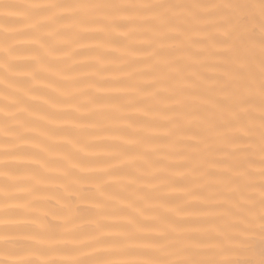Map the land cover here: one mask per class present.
Here are the masks:
<instances>
[{"label": "snow or ice", "instance_id": "6c2138e0", "mask_svg": "<svg viewBox=\"0 0 264 264\" xmlns=\"http://www.w3.org/2000/svg\"><path fill=\"white\" fill-rule=\"evenodd\" d=\"M65 33L112 46L73 55L96 51L102 59L119 49L133 56L143 49L144 67L126 74L130 82L112 81L124 85L125 103L89 100L112 104L117 113L144 106L138 118L120 114L125 123L102 129L114 134L111 142L100 141L106 146L99 152L92 150L96 141L78 147V125L55 126L78 121L83 105L58 111L66 101L48 94L49 85L33 83L44 41ZM25 39L32 55L19 82L24 96L0 109L19 130L16 140L5 135L0 142V264H264V0H0V80L18 72L15 58ZM135 75L148 79L133 81ZM16 104L24 107L8 110ZM140 121L162 129L168 155L186 170L166 182H197L186 195L197 196L206 210L197 222L207 227H190L179 215L192 201L169 207L167 195L140 189L132 200L116 191L124 177L125 188L145 180L152 164L148 145L157 137L141 135ZM218 141L222 147H215ZM20 153L30 155L29 163L11 164ZM101 156L124 159L101 163ZM21 179L25 186L18 188ZM45 190L59 195L41 210ZM83 201L95 203L83 208Z\"/></svg>", "mask_w": 264, "mask_h": 264}, {"label": "bare ground", "instance_id": "6f19581e", "mask_svg": "<svg viewBox=\"0 0 264 264\" xmlns=\"http://www.w3.org/2000/svg\"><path fill=\"white\" fill-rule=\"evenodd\" d=\"M30 3H46L49 0H25ZM183 2H191V0H183ZM94 26H89L92 28ZM135 40H141L143 37L137 36L133 38ZM2 43V42H0ZM99 51L109 50L111 51V43L108 41L98 42L96 40L86 39L81 40L75 38L71 33H65L59 36H53L51 39L44 41V47L40 49V54L44 58L41 64L34 67L38 70V78L33 83L38 87L49 85L44 90L56 97L59 96L65 103H60L57 106L58 111L69 112L72 109L69 105L81 104L80 112L83 114L78 121L74 123H61L58 122L56 127L73 128L75 125L79 127L76 129L75 140L80 141L78 147H83L89 141H96L97 147L92 149L93 151H102L105 148V144L100 141H108L114 131H103L102 129L108 128L114 130L118 125L125 123V121L118 120L116 117L120 114L131 115L133 118H138L141 115L143 105H133L121 110L117 113L113 111L112 104L97 105L89 103L92 96H109L117 97L120 103H125L128 99L125 91H122L124 85L112 83L116 79H122L125 84L130 81L127 80L126 74L137 72L144 67L142 61L145 59L143 49L137 48L136 53L133 56L129 50L119 49L112 55H106L102 59L98 56L96 51L93 52H81L79 55H73L74 49H87L97 48ZM32 55V45L27 40L22 43L18 48V53L15 58V62L18 67V72L11 76L9 81L0 80V109H3L6 103H11L17 97L24 96V90L19 88V82L24 78L22 76L23 70L29 66V58ZM135 61V62H134ZM74 65H81L80 67H73ZM103 67L106 70L98 71V68ZM3 73L0 72V77ZM148 79L147 77L135 75L132 77L133 81H142ZM98 81H109V83L98 84ZM53 89H59V92H53ZM7 95V101L4 96ZM31 102V101H30ZM38 103V102H34ZM24 105L16 104L9 111L15 112L22 109ZM94 113V115H89ZM25 118L31 119L27 112L23 113ZM143 121L138 123L137 127L141 129V135H148L157 137L151 144L148 145V149L151 152L149 160L152 162L151 166L147 167L146 179L139 181L131 187H123L128 183V177H124L118 182L117 192L122 195L128 196L130 199L135 200L138 195V190L151 191L153 196L167 195L168 206L175 207L177 205H183L185 200L192 201L191 206L184 207V211L179 215L186 217L190 224L188 226L194 228H203L208 225L202 221V213L206 211L202 208L198 202L197 196H187L186 193L189 190L196 188L197 182L193 177L180 182V183H168L167 177L176 173H183L186 170L182 167L175 166L180 158L176 156L168 155L171 144L168 139L159 138L162 135V129L158 127L143 128ZM5 135L11 140H16L19 135V130L16 127L14 120H8L5 122L3 112L0 111V142L3 141ZM32 134L29 133L27 139L31 140ZM19 142V141H16ZM61 143L63 141H60ZM222 142H217L215 147H222ZM216 154V153H214ZM134 155L129 154V158ZM119 157L116 160H108L101 156L99 162L101 163H118ZM30 160L28 153L16 154L14 158H9V162L13 165H27ZM3 169H0L2 171ZM24 171V169H22ZM153 176L156 178L153 179ZM149 185H155V189L149 187ZM25 185L21 179L18 182L17 187L23 188ZM59 195L51 190H45L40 193V196L45 201L44 208L51 207L48 204L47 198L49 196ZM0 203H3L0 199ZM12 204L23 203V201H11ZM53 203L55 201L53 200ZM95 201H83L80 202V206L83 208L92 207ZM152 204L158 205L163 203L159 199H153ZM142 206V205H141ZM131 211V209H129ZM156 211H162V209H156ZM26 216H15L13 220L17 222H23Z\"/></svg>", "mask_w": 264, "mask_h": 264}]
</instances>
